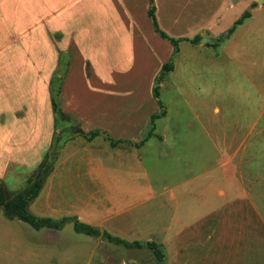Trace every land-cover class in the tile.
Returning a JSON list of instances; mask_svg holds the SVG:
<instances>
[{
    "label": "rangeland",
    "instance_id": "1",
    "mask_svg": "<svg viewBox=\"0 0 264 264\" xmlns=\"http://www.w3.org/2000/svg\"><path fill=\"white\" fill-rule=\"evenodd\" d=\"M31 1L42 0L23 5ZM91 1L52 0L74 39L60 45L63 35L49 33L56 56L65 47L76 55L71 78L61 55L56 82L70 83L55 98L70 119L54 125L35 86L33 57L46 50L36 41V14L8 8L0 25V69L23 74L22 140L17 156H0L8 197L45 162L49 176L28 207L37 217L74 216L127 242L153 241L166 264H264V0H154L166 40L154 32L148 0H106L110 9ZM245 11L250 17L225 39ZM170 62L155 99V79ZM76 126L98 135H75ZM0 264L155 260L78 234L71 223L34 230L0 210Z\"/></svg>",
    "mask_w": 264,
    "mask_h": 264
},
{
    "label": "crops",
    "instance_id": "2",
    "mask_svg": "<svg viewBox=\"0 0 264 264\" xmlns=\"http://www.w3.org/2000/svg\"><path fill=\"white\" fill-rule=\"evenodd\" d=\"M72 1L73 0H71V2ZM87 2L88 1H86V3ZM90 2L92 1L90 0ZM97 2L98 1L95 0V5H97ZM9 4L10 6H8ZM72 5L73 4H69V7H71ZM103 5L108 6L109 9L112 8L107 4L106 0L100 2V6L102 9ZM8 8L15 12L27 9L29 11H32V14H36L35 17L31 18L32 20H34V27L36 26L37 28H39L40 31L39 35L37 33L38 39H36V41L40 42L41 44H46V50H44L45 52L43 53V55H40L38 58L33 57L34 66H37L38 70L36 71L37 81L35 83V86L39 89L38 100L40 99L39 102L41 101L40 104H42V107L44 108L43 112L45 111L47 113V110L49 109L48 102L50 104V87H52V84L54 83V78L56 74H59L57 72L59 68H61L60 66L62 64V62H60L61 55L64 56V58L67 57L66 59H64V68L66 69V74H68L70 78L72 74V65L70 64L76 58V55L72 56V58L70 57L69 52L66 51L68 50V47L60 48V51L57 53L56 56L55 41L52 37H50L49 33H56L57 29V32L63 35V40L62 42H60V45H64L69 41H72L73 44L74 39L73 37H70L71 33H68L63 27L61 21L62 19L60 18L61 16H58L57 10L52 5V0H42L41 2L31 1L29 2V4L25 3L24 5L23 0H0V25L2 23L5 24L7 20L6 12ZM14 19V21H18L22 25L21 18H17V16H14ZM44 29H48V31L44 32ZM74 49H76L75 46ZM98 53L99 50L97 49L96 58L93 56L94 54L92 53H90L89 55H91V57H94L97 62H101L102 59H98ZM106 59L107 55L105 54V60ZM137 61L139 62V60ZM19 64L21 65V60L19 61ZM69 83V77L67 80H65V78L62 80L60 94L61 92L62 95L63 93H65L66 87L69 85ZM22 93L23 74L21 72V69H13L10 66H4L2 69H0V156H17V145H15V143L18 140H22V128L20 126L22 120L21 118L19 119L17 125L18 114L21 115L22 113L20 114V112H22L23 109ZM53 117L54 116L52 113V125H54ZM18 126L20 127V129H18ZM54 131L55 130L53 128L52 134H54ZM3 163L9 164L10 162L8 161ZM223 194L224 192H221V195Z\"/></svg>",
    "mask_w": 264,
    "mask_h": 264
},
{
    "label": "trees",
    "instance_id": "3",
    "mask_svg": "<svg viewBox=\"0 0 264 264\" xmlns=\"http://www.w3.org/2000/svg\"><path fill=\"white\" fill-rule=\"evenodd\" d=\"M148 10L147 15L150 21L152 20V24L154 27V32L159 35V37L162 40H166L168 37L161 32L157 27V22L155 19V6H154V0H148ZM250 17V13L248 11H245L240 18H238L234 25L227 30V35L224 36L225 39H228L230 36H232L236 30V28L244 23L248 18ZM201 38L199 36H196L195 38L189 40L192 44H195L199 42ZM172 42L176 45L178 41L172 40ZM177 52V51H175ZM173 69L172 62L165 63L162 65L160 73L158 77H156V86L152 90V94L155 99L158 98L159 92H158V85L162 78L164 77L165 72H169ZM57 76V75H56ZM54 78V83L52 84V87H50V103L52 107V113L54 116L55 124L58 123L60 120H68L70 119L69 116L65 115L64 112H62L61 108L59 107L58 100L55 98V96L60 95V88L58 90H55V87L59 84L61 87L62 83V76L60 77V82H56V77ZM159 107L163 109V105L161 102H158ZM164 115V112L160 114H154L151 116V121H154L159 116ZM152 123V122H151ZM154 130V127L152 125V129L150 132V135H152ZM71 132L75 135H81L84 138L90 140L92 137L98 135V132H92L90 134L84 133V131L76 126V128L72 127ZM111 145L115 146L116 142L111 141ZM51 170V166L47 163H43L42 166L38 171L35 172L33 175V180L30 182V184L23 189L21 192L17 193L16 195L12 197H8L6 190L4 189L3 185L0 182V210L3 213V215L8 219H15L23 224L28 225L30 228L34 230H61L66 224L71 223L73 226V230L78 233L85 235L90 238L98 239L102 238L106 240V242L116 245V246H122L125 249H137V250H147L154 258L155 264H166V256H165V250L164 247L160 244H157L153 241H146V242H127L123 239H120L118 237L111 236L109 233L101 231L99 228L94 227L92 225L80 222L76 217H64L59 220H55L50 217H37L33 215L28 207L29 205L38 197L40 194V191L43 187V184L47 177L49 176Z\"/></svg>",
    "mask_w": 264,
    "mask_h": 264
},
{
    "label": "water",
    "instance_id": "4",
    "mask_svg": "<svg viewBox=\"0 0 264 264\" xmlns=\"http://www.w3.org/2000/svg\"><path fill=\"white\" fill-rule=\"evenodd\" d=\"M203 42H208V43H209V42H211V41H209V40H207V39H203L202 43H203Z\"/></svg>",
    "mask_w": 264,
    "mask_h": 264
}]
</instances>
